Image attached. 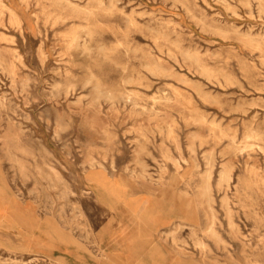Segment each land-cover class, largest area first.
<instances>
[{"label": "rangeland", "instance_id": "obj_1", "mask_svg": "<svg viewBox=\"0 0 264 264\" xmlns=\"http://www.w3.org/2000/svg\"><path fill=\"white\" fill-rule=\"evenodd\" d=\"M260 260L264 0H0V264Z\"/></svg>", "mask_w": 264, "mask_h": 264}, {"label": "bare ground", "instance_id": "obj_2", "mask_svg": "<svg viewBox=\"0 0 264 264\" xmlns=\"http://www.w3.org/2000/svg\"><path fill=\"white\" fill-rule=\"evenodd\" d=\"M74 5V4H73ZM78 8V7H77ZM257 10V9H256ZM89 12V11H88ZM258 15V14H257ZM198 19V18H197ZM223 31V30H222ZM227 32V31H226ZM233 33V32H232ZM213 55V54H212ZM192 75V74H191ZM187 78V77H186ZM189 80V79H188ZM190 84V83H189ZM61 85V84H60ZM17 95V94H16ZM60 96V95H59ZM60 98V97H59ZM158 101V100H157ZM212 102V101H211ZM175 103V102H174ZM213 103V102H212ZM71 104V103H70ZM11 109V108H10ZM14 115V114H13ZM256 121V120H255ZM217 134V133H216ZM220 135V134H219ZM21 149H22V147H21ZM209 164V163H208ZM30 172V171H29ZM230 172L231 171H229V169H226V168H224L221 172H220V181H227V180H229V178H230ZM257 173V172H256ZM212 174H211V169H209L207 172H206V175H205V177L204 178H206V181L207 180H209L210 179V176H211ZM258 175V174H257ZM259 176V175H258ZM260 178H261V176H260ZM204 181H205V179H204ZM208 182V181H207ZM204 183V182H203ZM209 183V182H208ZM207 183V184H208ZM206 184V183H205ZM210 184V183H209ZM203 186V185H202ZM201 186V187H202ZM207 187V186H206ZM203 189V188H202ZM204 189H206V188H204ZM210 189H211V186H210ZM201 191V190H200ZM202 193V192H201ZM207 195V194H206ZM200 197V196H199ZM202 197V196H201ZM200 197V198H201ZM204 197V196H203ZM209 198H211V197H209ZM208 201V200H207ZM206 201V203L208 204V202ZM208 206H210V205H208ZM207 208H209V207H207ZM229 210V209H228ZM228 210H227V212H228ZM229 212H230V210H229ZM227 214V213H226ZM230 214V213H229ZM230 217V216H229ZM230 218H232V217H230ZM229 218V219H230ZM212 220V219H211ZM231 220V219H230ZM148 221H149V219H148ZM211 222V221H210ZM213 222V221H212ZM228 222V221H227ZM210 224V223H209ZM235 224V223H234ZM211 226V225H210ZM209 226V227H210ZM153 227V226H152ZM211 227H213V224H212V226ZM155 229V228H154ZM210 229V228H209ZM212 229V228H211ZM210 232V230H208V233ZM162 233V232H161ZM211 234H214V233H211ZM161 236V235H160ZM244 247V246H243ZM246 247V246H245ZM247 248V247H246ZM173 249V248H172ZM248 249V248H247ZM246 250V249H245ZM256 253V252H255ZM254 253V254H255ZM256 257V256H255ZM246 259V258H245ZM252 259V258H251ZM261 259V258H260ZM254 261V260H253ZM260 262H264V260H260Z\"/></svg>", "mask_w": 264, "mask_h": 264}]
</instances>
